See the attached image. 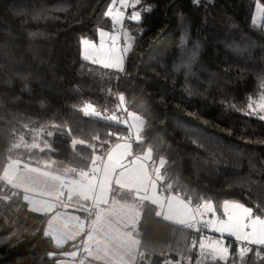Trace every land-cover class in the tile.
I'll return each mask as SVG.
<instances>
[{"label": "trees", "instance_id": "16d2710c", "mask_svg": "<svg viewBox=\"0 0 264 264\" xmlns=\"http://www.w3.org/2000/svg\"><path fill=\"white\" fill-rule=\"evenodd\" d=\"M111 3L0 0V174L9 156L90 165L93 153L129 136L124 124L106 117L123 120L132 112L145 122L135 152L151 147L153 159L166 160L162 174L173 193L193 205L210 201L218 208L228 200L260 214L264 121L247 105L264 93V28L253 22L264 0H140V22H127L134 44L120 72L81 57L82 39L112 28L105 15ZM121 94L127 111L119 110ZM89 103L100 117L83 115ZM21 135L24 143L13 149ZM72 139L85 143L73 147ZM33 143L38 147L24 146ZM12 191L0 183V196ZM155 211L145 202L137 226L144 257L137 264H189V257L195 264L193 232ZM48 218L29 211L21 193L0 199V264L66 261L61 253L71 245L57 249L43 236ZM235 241L225 242L228 264H240L239 247H230ZM246 259L253 264L254 253Z\"/></svg>", "mask_w": 264, "mask_h": 264}, {"label": "snow or ice", "instance_id": "6c2138e0", "mask_svg": "<svg viewBox=\"0 0 264 264\" xmlns=\"http://www.w3.org/2000/svg\"><path fill=\"white\" fill-rule=\"evenodd\" d=\"M198 3L199 0H194ZM140 0H112L105 15L113 22V25L123 26L124 20L128 19L139 23L141 11L133 10L130 15H125L122 9L133 8ZM119 4V7L116 5ZM150 11V9H148ZM264 11V9H262ZM99 44L82 39L83 58L93 64L101 65L105 69L124 70V56L131 48L132 43L125 47H118L119 36L100 30ZM127 35V33H125ZM131 40V37H129ZM190 56L194 58L196 52ZM3 66L0 65V68ZM119 110L125 104L124 95L119 96ZM249 115L256 113L258 118L264 121V93L258 101H252L247 105ZM81 111L85 117H100L92 104L85 105ZM129 119L122 120L116 115L106 119L124 124L129 129L128 137H117V142L110 145L101 155L93 153L90 165L82 168L68 167L63 171L53 170L50 165L30 167L24 164L20 169V160L9 156L6 165L0 174V181L5 187L22 189L23 200L27 202L28 209L32 213H38L47 219V228L43 232L44 237L54 241L55 247L61 249L68 241L79 240L77 250L85 253L80 258L79 264L102 262V264H137V258L143 259L144 253L140 251L141 239L137 225L140 223L145 202L156 207L155 216L163 221L182 226L185 229L201 233L204 229L215 232L220 238L201 235L198 241V258L195 264H206V261L224 262L228 264L230 248L226 246L224 237H234L240 242L238 259L240 264H249L246 259L250 253H254L255 261L264 264V209L256 214L252 207L244 203L225 200L223 202V216H217L213 203L204 201L195 206L192 200L185 199L179 192H172L174 185H163L165 177L161 174L166 160L160 158L159 164L153 159V149L149 147L146 152L136 154L133 151L132 130L135 129V143L141 145L143 138L141 131L144 128V120L133 113H128ZM48 136L53 133L49 131ZM24 136L19 137L18 143H13L12 148H20L24 143ZM73 147L83 145V140L72 139ZM36 148L38 145H24ZM48 147V145H45ZM93 148V145H88ZM103 148V145H101ZM12 149H9L11 151ZM44 149L41 148V151ZM159 189V191H158ZM169 193L164 195L163 193ZM19 193L12 191L10 195L0 196L5 201L18 196ZM69 201L75 199L80 209L87 213L86 219L78 216H67L61 221L60 212L54 210L59 206H67L64 197ZM90 202V207L85 203ZM54 213V214H53ZM211 213V219L205 217ZM69 221L74 222L69 228ZM61 222L63 230H57L55 225ZM252 246H256L254 251ZM197 247V240H192V248ZM56 253H48L49 257ZM64 256H77V251L61 253ZM89 258H91L89 260ZM192 264L191 257L188 258ZM56 264H66V261L58 259ZM165 264H171L166 261ZM232 264H236L233 260Z\"/></svg>", "mask_w": 264, "mask_h": 264}, {"label": "rangeland", "instance_id": "374dc122", "mask_svg": "<svg viewBox=\"0 0 264 264\" xmlns=\"http://www.w3.org/2000/svg\"><path fill=\"white\" fill-rule=\"evenodd\" d=\"M137 6V5H136ZM116 7H119V4H117L116 5ZM262 9H263V5L262 4H259V5H257L256 6V10H255V14H254V20H253V22H254V24L255 25H257V26H261V27H263L264 28V11H262ZM123 11H125V15H126V17H127V15H130V13L133 11V10H136V11H138V9L135 7V9H133V8H128V9H122ZM111 20V19H110ZM127 22H134V21H130V20H128V19H125L124 20V23H123V26L121 27L120 25H113V22L111 21V24H112V28L111 29H109V28H102V29H99L98 30V32H97V36H96V38L95 39H90V38H86V39H88V40H90V41H92V42H94V43H96L97 45L99 44V35H98V33H99V31L100 30H104V31H107V32H109V33H112V34H116V35H118L119 36V40L117 41V43H120L121 41H123V45H122V47H125V46H127V44L128 43H132V47H133V44H134V42H133V39L131 38V40H129V37H131V35L129 34V30H128V23ZM125 33H127V35H125ZM132 49V48H131ZM131 51V50H130ZM129 51V52H130ZM129 52L127 53V54H125V56H127L128 54H129ZM125 56H124V66H125ZM81 57H82V59H84L83 58V45L81 44ZM85 60V59H84ZM88 61V60H87ZM91 62V61H90ZM98 65V64H97ZM99 66H101V65H99ZM102 67V66H101ZM110 70H112V71H118V72H120L119 70H117V69H110ZM123 108H125V106L123 105ZM128 113H132V112H127V117H128V119H129V116H128ZM133 114H135V113H133ZM135 115H137V114H135ZM135 133V129H133L132 130V136L133 137H135L133 134ZM117 142H123L122 140H120V141H117ZM116 142V143H117ZM115 144V143H114ZM113 145V144H112ZM133 151L135 152V150H134V147H133ZM147 151V149L146 150H144L143 152H141V151H137V152H135L136 154H143L144 152H146ZM155 160V159H154ZM156 161V163H157V165L159 164V161H157V160H155ZM24 164H28L30 167H40L41 169H43L44 167H45V165L47 164V165H50L51 166V168L53 169V170H60V171H63V169L64 168H68V166H66L65 164H63V163H61V162H58V161H46V162H43V161H28V162H24V163H20V169L21 170H23V166H24ZM2 174V173H1ZM161 174H162V169H161ZM163 175V174H162ZM164 176V175H163ZM162 183H163V185H167V184H169L168 182H165L164 180L162 181ZM12 190H16V189H12ZM21 194H22V197H23V191H22V189H21ZM164 195H167V194H165V193H163ZM66 197H67V195H66ZM68 200V199H67ZM27 203V202H26ZM76 203V204H75ZM74 204H70V202H69V200H68V203H66L67 204V206L66 207H68V208H70V210H68L69 212H68V214H66L65 212H64V207L65 206H59L58 207V212H60V213H62L63 215L61 216V221H63L67 216H78V217H80L81 219H86V217L84 218V217H82L79 213H77L76 212V208H80V206H79V203L78 202H75ZM89 204H90V202H88V203H85V207H88L89 206ZM223 205V204H222ZM71 206H74L75 207V210L73 209V207H71ZM214 206V205H213ZM214 208H215V210H216V215L217 216H220V217H222L223 216V208H222V206H219L218 208H216L215 206H214ZM212 218V214L211 213H209L206 217H205V219H211ZM69 223V228H68V230H70L71 229V224L72 223H74V222H71V221H69L68 222ZM138 226V225H137ZM55 227L57 228V230H63L64 229V225H63V223H61V222H58L56 225H55ZM210 232V231H209ZM212 235H217V239H219L220 238V235L218 234V233H215V232H210ZM227 238H231V239H234L235 240V238L234 237H228L227 235H225V237H224V240H225V242H226V239ZM81 238H77V240L76 241H68L66 244H70L71 245V249H70V252H72V251H77V256H78V253H79V255H80V253H81V251H78L77 250V247H74V245H78L79 244V240H80ZM82 255H85V253H83ZM229 255H230V253H229ZM230 257V256H229ZM68 259L70 260V261H73L74 260V258L72 257V256H68ZM98 263H100V264H102V262H99V261H97ZM97 262H94L93 264H97Z\"/></svg>", "mask_w": 264, "mask_h": 264}, {"label": "crops", "instance_id": "0c3cea01", "mask_svg": "<svg viewBox=\"0 0 264 264\" xmlns=\"http://www.w3.org/2000/svg\"><path fill=\"white\" fill-rule=\"evenodd\" d=\"M128 119V117H127V115H126V120ZM134 136H135V133L133 134ZM163 184V183H162ZM16 191L17 192H19V193H21V189H16ZM158 191H159V189H158ZM165 194H169V193H167V192H165ZM70 202V204H74L75 202H77L75 199H73V200H71V201H69ZM76 204V203H75ZM90 205V204H89ZM61 207V206H60ZM71 207H73V209L75 210V207L74 206H71ZM57 209H58V207H57ZM57 209H55L54 210V213L55 212H58V210ZM68 210H70V208H68V207H64V212L66 213V214H68ZM76 212L77 213H79L82 217H87V214H86V212L85 211H83V210H81L80 208H76ZM53 213V214H54ZM47 228V227H46ZM54 242V241H53ZM66 245V244H65ZM81 251V253H80V255H79V253H78V256H76L75 258H74V260L73 261H70L68 258L67 259H65L66 261H67V264H77V262H78V258H80V257H82V256H84V255H82L83 254V251L82 250H80ZM91 258H89V260H90ZM87 262V264H89V262L88 261H86ZM94 263V262H93ZM97 264H100V263H98L97 262Z\"/></svg>", "mask_w": 264, "mask_h": 264}, {"label": "built area", "instance_id": "2783aa9c", "mask_svg": "<svg viewBox=\"0 0 264 264\" xmlns=\"http://www.w3.org/2000/svg\"><path fill=\"white\" fill-rule=\"evenodd\" d=\"M122 45H123V41H121L120 43H117V46H118V47H122ZM123 120H126V116L123 117ZM134 141H135V140H134V137L132 136V142H133V144H134ZM102 153H103V152H102ZM0 183H3V184H4L3 181H0ZM6 188H8V189L11 190L10 186H8V187H6ZM63 199H64L65 204L68 203V200H67L66 195H65V197H64ZM66 205H67V204H66ZM193 206H195V205H193ZM88 207H90V205H89ZM86 214H87V213H86ZM190 230H191V229H190ZM191 231L193 232V234H194V236H195L194 239L197 240V247H198V241H199V238H200L201 235H205V236H213V235L209 232L208 229H204L201 233H197V232H195L194 230H191ZM213 237H214V236H213ZM234 246L240 247V246H242V245H240V242L235 241L234 243H232V244L230 245V247H234ZM80 258H81V257H80ZM80 258H78V262H77V264H79Z\"/></svg>", "mask_w": 264, "mask_h": 264}]
</instances>
